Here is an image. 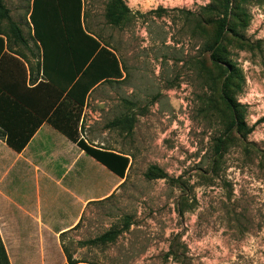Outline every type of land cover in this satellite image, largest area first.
Returning <instances> with one entry per match:
<instances>
[{"label":"rangeland","instance_id":"obj_1","mask_svg":"<svg viewBox=\"0 0 264 264\" xmlns=\"http://www.w3.org/2000/svg\"><path fill=\"white\" fill-rule=\"evenodd\" d=\"M81 1L83 32L122 72L88 93L78 136L129 165L117 178L77 161L87 170L67 175L65 205L88 206L64 252L80 264H264V0H121L118 23L113 0ZM31 3L0 0V36L35 81Z\"/></svg>","mask_w":264,"mask_h":264},{"label":"trees","instance_id":"obj_2","mask_svg":"<svg viewBox=\"0 0 264 264\" xmlns=\"http://www.w3.org/2000/svg\"><path fill=\"white\" fill-rule=\"evenodd\" d=\"M122 8L121 0L109 3L107 15L112 23L120 21ZM81 12V0H32L29 21L41 47L38 82L28 79L21 61L4 56L5 41L0 36V137L20 152L46 121L123 178L129 165L127 155L94 147L78 136L80 110L88 93L101 81L120 78L122 72L115 55L83 32ZM64 98L72 102V108L63 105ZM108 235L96 240L104 242ZM64 253L67 264L82 262L72 260L66 250ZM0 264H9L1 238Z\"/></svg>","mask_w":264,"mask_h":264},{"label":"crops","instance_id":"obj_3","mask_svg":"<svg viewBox=\"0 0 264 264\" xmlns=\"http://www.w3.org/2000/svg\"><path fill=\"white\" fill-rule=\"evenodd\" d=\"M26 70L30 79L27 64ZM36 77V82L41 80L40 64ZM80 138L86 141L82 134ZM0 148V238L9 264H67L60 237L80 222L88 199L70 197V205H65L69 191L65 179L86 172L83 165H76L80 158L96 160L46 121L20 152L1 137Z\"/></svg>","mask_w":264,"mask_h":264},{"label":"bare ground","instance_id":"obj_4","mask_svg":"<svg viewBox=\"0 0 264 264\" xmlns=\"http://www.w3.org/2000/svg\"><path fill=\"white\" fill-rule=\"evenodd\" d=\"M171 94H174V92H173V93H171Z\"/></svg>","mask_w":264,"mask_h":264}]
</instances>
